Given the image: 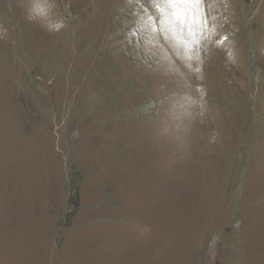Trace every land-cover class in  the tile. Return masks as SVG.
Returning <instances> with one entry per match:
<instances>
[{
    "label": "rangeland",
    "instance_id": "374dc122",
    "mask_svg": "<svg viewBox=\"0 0 264 264\" xmlns=\"http://www.w3.org/2000/svg\"><path fill=\"white\" fill-rule=\"evenodd\" d=\"M0 264H264V0H0Z\"/></svg>",
    "mask_w": 264,
    "mask_h": 264
}]
</instances>
